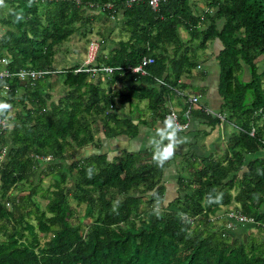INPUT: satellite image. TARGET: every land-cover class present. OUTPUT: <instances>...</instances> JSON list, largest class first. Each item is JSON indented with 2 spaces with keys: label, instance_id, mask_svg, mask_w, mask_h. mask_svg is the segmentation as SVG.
<instances>
[{
  "label": "trees",
  "instance_id": "obj_1",
  "mask_svg": "<svg viewBox=\"0 0 264 264\" xmlns=\"http://www.w3.org/2000/svg\"><path fill=\"white\" fill-rule=\"evenodd\" d=\"M128 1L0 2V64L11 60L4 66L10 76L0 80V104L10 107L0 117L12 123L0 130V264H264V0H201L202 14L191 0H166L156 11L147 0ZM99 14L107 22L97 32L104 48L110 24L119 29L97 66L119 70L108 77L76 72L77 63L58 69L63 45L77 32L92 35ZM215 41L220 117L234 130L222 157H192L186 169L176 161L178 190L167 203L168 162L155 159L153 149L108 159L99 134L135 138L146 124L133 116L143 100L163 124L169 96L196 90L191 76ZM144 57L154 61L146 75L132 73ZM21 70L46 74L24 83L15 76ZM56 85L61 94L54 99ZM187 99L178 114L183 122ZM90 146L93 154L77 158ZM43 177L51 179L46 189ZM26 185L27 195L11 193ZM38 196L47 199L43 209ZM232 202L223 219L211 218ZM236 211L252 222L228 219ZM79 216L85 225L70 223ZM253 223L256 232L243 239L240 231Z\"/></svg>",
  "mask_w": 264,
  "mask_h": 264
},
{
  "label": "crops",
  "instance_id": "obj_2",
  "mask_svg": "<svg viewBox=\"0 0 264 264\" xmlns=\"http://www.w3.org/2000/svg\"><path fill=\"white\" fill-rule=\"evenodd\" d=\"M199 2L200 4H197L194 9L198 14H202V11L205 10L203 7V3L201 0H191ZM127 5V4H126ZM129 6V5H127ZM194 6V4H193ZM111 7V5H110ZM115 23V22H114ZM116 25L118 23L116 22ZM96 29V28H94ZM90 40V39H89ZM117 41V40H115ZM106 48V46H105ZM104 49V55H107L111 50ZM208 53H210L209 58L207 62L203 63L202 71L197 68V71L201 74H196V72H193L191 76L190 85L194 87L195 91H190L189 89L186 91H182L184 95H197L199 99V107H193V110H191L190 117H189V127L188 130L184 133H176V139L180 141V143H177L174 145V151L173 155L168 158L167 160H164L166 162H170L172 160H175V157H188V156H196L197 158H205L210 155H220V152L225 149V144L227 142V139L229 135L233 133L234 128L232 125L227 123L225 120L221 119L218 123H211L209 120L204 119L200 116L201 115H209L212 119L219 118L221 111L220 107L222 105V98L219 96V90H218V63H216V55L218 54L219 50L221 49L220 44L218 41H215L212 44V48ZM208 49V50H209ZM106 51V52H105ZM82 57H85V54H83ZM57 59H60V56L57 55ZM80 65V64H78ZM201 67V66H200ZM195 76V79L192 80V78ZM105 81V80H104ZM106 83V81H105ZM204 89L203 91L199 92L200 89ZM185 92V93H184ZM2 95H5L3 93ZM183 97H180V95H172L169 96L168 100V106L170 109L173 110H182L183 103H182ZM200 107H204L210 111L209 114H203ZM146 109V110H145ZM200 110V111H199ZM177 111V112H178ZM199 112V114H198ZM134 121L135 123L143 120L146 122L145 125L140 124L138 126V133L133 139H129L126 136H120L117 139H106L103 132L99 134L100 137V143H101V154H105L108 156V159H112L116 156H121L124 153H142L147 150L153 149L156 151V145L152 142L160 141V135L159 132L161 130L165 129V126L155 121L152 118V114L147 109V100H143L140 102L137 111L133 113ZM8 125H11L9 122V119L6 118ZM170 143L168 139H164L161 143V147L166 146ZM95 152L94 147L90 146L85 150H80L77 153V158H86L89 155L93 154ZM194 152V153H192ZM261 156L264 157V151L261 152ZM76 158V157H75ZM76 158V159H77ZM175 158V159H174ZM174 170L176 171L177 166L169 167L167 170ZM176 172H172L174 174ZM169 173L164 172V185L166 186V202L172 201L174 198L171 197V195L175 194L173 190H175L174 183L171 179H169ZM177 178V175H176ZM177 183V180H176ZM177 192V188H176ZM252 229V228H251ZM252 233L250 230L248 231V234ZM264 241V237H263Z\"/></svg>",
  "mask_w": 264,
  "mask_h": 264
},
{
  "label": "rangeland",
  "instance_id": "obj_3",
  "mask_svg": "<svg viewBox=\"0 0 264 264\" xmlns=\"http://www.w3.org/2000/svg\"><path fill=\"white\" fill-rule=\"evenodd\" d=\"M90 14V12H88ZM105 19V16L104 14H99L96 16L95 20L92 22V28H96L93 30V34L92 35H87V39H83L81 35H79V33L77 32L69 41H67L64 45H63V48L62 50H60V52L58 53V55L60 56V59H57V55H56V59H55V66L62 70L63 68H68L70 66H72L73 64H81L82 61H84V58L85 57H82L83 54H85V51H86V45H87V42L90 40H95V41H100L101 40V37L100 35H97V32L98 31H101V30H104V28L106 27L107 25V22L104 21ZM119 29V26L116 25V23H111L110 24V27L108 29V34L110 33V31H113L112 34L110 35L109 39L106 40V50H107V47L108 49H111L115 46V44L117 43V41H115L116 38H118V30ZM88 30V26L85 27L84 29H81L80 32L81 33H85L86 31ZM180 35L181 37L185 40V38L188 37V35L186 34L185 31H182L180 30ZM214 43V42H213ZM211 43L209 46L212 48V44ZM100 44V42H99ZM101 45V44H100ZM102 46V45H101ZM103 47V46H102ZM111 47V48H109ZM209 47V48H210ZM104 48V47H103ZM211 49L207 50V53L210 51ZM171 52V50H169ZM104 53V49L102 51ZM106 52V51H105ZM210 53H208L209 55ZM264 60L263 58H259V64L260 63H263ZM217 64V61L216 63ZM259 67H261V65H259ZM202 68L203 66L201 65V67L199 68L201 71H202ZM218 69V67H217ZM196 72V74H198L199 72L197 71H194ZM218 72H219V69H218ZM201 74V73H199ZM198 74V75H199ZM247 77V76H246ZM195 79V76L192 78V80ZM103 85L105 86V81L103 82ZM116 87H118L117 85L116 86H113L112 89H115ZM204 89H200L199 92L203 91ZM51 93L53 94V98L54 99H57L59 97V95L61 94V90H60V85H56L55 87L51 88ZM176 111V110H175ZM178 111V110H177ZM176 113L179 114V112L181 113L182 110L178 111ZM135 113V112H134ZM223 118V116H221ZM12 125V123H10ZM11 125H8V127H11ZM9 129L11 130V128H8V131ZM225 147H226V144H225ZM225 151H222V153L220 152V155H212V156H215V157H222V154H224ZM194 153V152H192ZM196 157V156H194ZM176 158V159H175ZM174 159L175 160H172L170 162H168V167L164 170V172L166 171V173H169V179H171L174 183V186L173 188L175 187V190L173 195H171V197L174 198V196L176 197V188L178 190V187H177V184H176V173L172 174V172H175L174 170H170L168 171L167 169L169 167L172 166H175L176 165V161L178 162V168L181 169L182 167L183 168H187L188 166L187 165H190V163H193L190 159H192V156H188V157H175ZM197 165V164H196ZM180 166V167H179ZM43 183H42V187L43 189H46L49 184L51 183V179L49 177H43ZM31 190V186L30 185H26L22 191H18V190H14L11 192L13 193V195H18L19 197L20 196H24V195H27L28 192ZM230 194L231 197H233L236 192L234 190L228 192ZM170 198H168V201H169ZM34 200H36V202L40 205V208L43 209L44 206L46 205L47 203V199L46 198H42L41 196H38L36 198H34ZM167 201V203H168ZM74 203L72 204V206L74 207ZM235 207V204L232 202L230 205H228L227 207L225 206H220V211L216 212L213 216H211V218L213 220H216L217 218H220L223 216L221 215V212L223 211H226V209L228 210H231L234 209ZM70 223L72 224H76V223H83L85 225V220H83L82 216H79L77 218L73 217L72 219H69ZM32 223H34L33 221H31ZM217 223H220L217 222ZM255 226H256V223L252 224V229H249L248 227L246 228H243L240 232H241V235L243 237V239H245L249 234H248V231L250 230L251 232H256V229H255Z\"/></svg>",
  "mask_w": 264,
  "mask_h": 264
},
{
  "label": "built area",
  "instance_id": "obj_4",
  "mask_svg": "<svg viewBox=\"0 0 264 264\" xmlns=\"http://www.w3.org/2000/svg\"><path fill=\"white\" fill-rule=\"evenodd\" d=\"M135 0H129L127 2V5H131V3H133ZM148 4L151 8L152 11H156L159 7V4L166 1V0H147ZM97 52H98V45L94 42L90 43L87 51H86V57H85V61L83 66L78 69L76 72H80V71H85L91 74H95L97 72V68L96 67H92L91 65H95L96 62V58H97ZM10 58H4L1 61L0 64V80L10 76L9 72L6 70V68H4L5 65H7L8 63H10ZM153 59L150 57H144L142 59V62L140 65H138L137 67L131 68V72L132 73H140L141 75H146V72L144 70V68L146 66H149L151 64H153ZM114 70H119V68L113 69V68H104V72H106L107 74H111ZM46 74V72L43 71H31V70H21L19 71L17 74H15V76H19L21 80L25 81L29 80L31 82H34L36 80H38L39 78L43 77ZM159 84H163L162 81L158 80ZM178 95L184 97L183 92H177ZM187 109H186V113H185V121H181L179 119V115L176 113L175 110L170 109L169 113L166 114V116L164 117L163 120V124L165 125V120L168 117H173L175 120V124L179 125V129L177 131V133H183L186 132L188 127H189V117H190V113L191 110L194 106L197 105L198 103V97L195 95H191L188 97L187 99ZM203 112L206 114H209L210 111L206 108L202 109ZM220 117V116H219ZM221 118V117H220ZM7 124V121L5 118L0 117V130L3 129V127H5ZM166 126V125H165ZM251 136H253V132L250 133ZM50 157H47L45 159V161H49ZM228 219L230 220H234L235 222H237V224L241 223V224H247V223H251L252 220L246 218L245 216H243L242 214H240V212L236 211L235 213H230L227 215ZM219 219H223L222 217H220ZM227 219V220H228ZM254 224V223H253ZM229 226H231V224H229Z\"/></svg>",
  "mask_w": 264,
  "mask_h": 264
},
{
  "label": "clouds",
  "instance_id": "obj_5",
  "mask_svg": "<svg viewBox=\"0 0 264 264\" xmlns=\"http://www.w3.org/2000/svg\"><path fill=\"white\" fill-rule=\"evenodd\" d=\"M0 2H2V0H0ZM109 8H111L109 6ZM80 35V34H79ZM96 43L98 45V52H97V58H96V62H95V65H91L92 67H96L98 70L95 74L93 75H97L98 72H102V73H105L106 75H108V77L113 74L115 71H118V70H114L111 74H107L106 72H104V68H107V66H103V67H99L97 66V60H98V57H99V54L101 53V50H103L102 46L99 44L98 41H95V40H89L87 42V45L86 47L88 48L89 44L90 43ZM87 48H86V51H87ZM86 51H85V57H86ZM84 61H85V58H84ZM84 61H82V63L79 65V68L80 69L83 64H84ZM111 68V67H109ZM77 69V70H78ZM113 69H116V68H113ZM76 70V71H77ZM80 72H85V71H80ZM88 73V72H87ZM92 75V74H91ZM185 93V92H184ZM191 95H184V97H189ZM197 96V95H195ZM182 97V96H181ZM198 97V96H197ZM199 100V99H198ZM198 106V103L197 105ZM194 106V107H196ZM8 107H10L9 105L7 104H0V111L4 110V109H7ZM193 109V108H192ZM222 119V117H221ZM164 125V124H163ZM166 125V126H165ZM165 129L164 130H161L159 132V135H160V138L161 140L160 141H155L153 140L152 142L156 145V155H155V159L159 160L161 163H163L164 160H167L168 158H170L172 155H173V151H174V145L177 144V143H180V141H178L176 139V133L179 129V125L175 124V120L173 117H168L166 120H165ZM188 130V129H187ZM184 133V132H183ZM181 134V133H180ZM164 139H168L170 141V143L166 146H163L161 147V143Z\"/></svg>",
  "mask_w": 264,
  "mask_h": 264
}]
</instances>
